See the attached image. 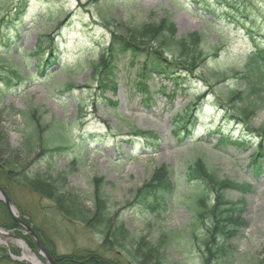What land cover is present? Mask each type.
Segmentation results:
<instances>
[{
	"label": "rangeland",
	"instance_id": "1",
	"mask_svg": "<svg viewBox=\"0 0 264 264\" xmlns=\"http://www.w3.org/2000/svg\"><path fill=\"white\" fill-rule=\"evenodd\" d=\"M16 1L5 0L0 11V18L4 19L0 22V65L16 66L22 75L31 77L19 89H0V130L5 133L9 146L18 148L24 129L19 112L34 109L41 124L52 123L66 134V145H69L52 155L38 151L31 154L28 170L43 172L44 165L50 164L54 173H67V187L79 194L87 210L92 205L94 180L102 178L104 196L115 217L113 222L120 224L132 238L143 239L151 245L161 240L162 262L158 264H253L264 260V173L253 175L250 167L253 146L241 152L218 145L215 126L220 116L209 106L214 97L231 109L236 105L234 101L227 102L228 94L238 91L243 82L240 78H231L232 72L241 71L244 58L256 44L263 45L245 35L240 22L228 15L227 6L240 3L249 11L255 10L254 6L262 9L263 20L258 21L262 20L259 26H264V0H200V3L193 0H28L26 11L23 9L17 16L23 19L15 26L18 33L5 21V13ZM165 17L172 22L175 37L200 35L201 50L209 53L202 73L212 86L207 88L203 81H197L192 90L178 91L172 99L158 93L152 102H147L131 85L139 78L137 69L118 58L115 59L119 68L115 91L97 89L100 68H92V64L99 62L113 36H127L129 30L142 23L155 24ZM39 45L45 52L37 55L34 49ZM49 46L57 55L59 65L50 66L40 75H30L37 72L39 61L48 58ZM168 58L172 59L170 55ZM221 73L230 78L221 80L218 77ZM143 81L142 78L140 82L144 84ZM150 83L148 79L145 81L146 85ZM66 85L74 86L66 88ZM0 87H3L1 82ZM166 87L165 92L171 93V84ZM206 89L210 90L209 97L198 110L199 118L192 134L178 143L172 129L175 113L189 108L190 91ZM77 100L81 101L79 106ZM239 105L251 108L246 118L250 125H264V102L256 97L245 99ZM131 127L147 133L134 136ZM223 127V132L239 128L227 122ZM42 134L48 135L47 130ZM85 136H88L86 141ZM246 140L247 146L254 142ZM197 157L201 160L195 166L197 171L206 167L217 173L220 180L242 185L238 190H225V198L235 208L236 224L229 230L233 229L236 235L227 242L226 256L219 259L206 255L207 247L201 244L206 236L205 224L197 228L193 225L195 214L190 209V196L197 182H191L186 172L189 162ZM162 165L170 172L173 191L166 198L164 211L151 212L144 203L134 200L135 193ZM6 185L22 221L40 234L41 240L43 237L55 263L56 256L95 249L107 257L117 258L121 264H137L135 254L126 249L117 247L107 253L99 248L102 241L99 232L80 222L63 219L36 192L15 182ZM6 222L0 224V230L4 227L10 235L17 224L8 214ZM21 229L26 253L37 255V248L28 243L30 240L35 244L29 232ZM0 239V264H20L4 254L5 245L18 250V244L6 235L0 234ZM131 240L134 244V238ZM39 259L45 264L43 257ZM150 259L145 264L158 262Z\"/></svg>",
	"mask_w": 264,
	"mask_h": 264
},
{
	"label": "trees",
	"instance_id": "2",
	"mask_svg": "<svg viewBox=\"0 0 264 264\" xmlns=\"http://www.w3.org/2000/svg\"><path fill=\"white\" fill-rule=\"evenodd\" d=\"M27 1L17 0L14 7L5 13L6 23L10 24L17 33L18 29L15 26L23 21V19H19L21 17L17 16L23 9L26 11ZM193 1L200 3V0ZM4 2L5 0H0V11L3 10ZM245 6L240 3L229 4L227 6L228 15L230 14L233 20L240 22L241 29L245 31V35L250 40H259L263 45L256 44L244 58L245 63L241 71L232 72L231 78H240L243 82L238 91L228 94L227 102L234 101L233 103L236 105H233L231 109L220 98L214 97L209 102V106L220 116L219 123L215 126V131L218 133V145L222 148L232 147L241 152L253 146L255 149L250 157V167L253 175L258 176L264 173V125L256 127L250 125L246 118L250 116L251 108H241L240 105H237L243 103L245 99H255L256 97L264 102V26H259L263 20L262 9L254 6L255 10L249 11ZM261 18L262 20L258 21ZM1 21H4L2 17ZM126 35L124 37L114 35L103 50L99 62L92 64V68L95 66L100 68L96 86L100 91L105 88L115 91L116 76L119 71L115 59L118 58L127 60L130 67L137 69L136 75L139 78L131 85L141 93V99L145 98L147 102H152L153 96L158 93L167 99H172L178 91L192 90L197 81H203L207 88L212 86L209 78L202 73L209 53L201 50L202 45L200 46L198 43L201 39L199 34L188 35L187 38L175 37L173 24L165 17L155 24L144 22L141 26L135 27L133 31L129 30ZM49 48H47L49 50L48 58L39 61L37 72L30 73V75H40L45 73L50 66L59 65L57 55L51 46ZM34 50L37 55L45 52L40 45ZM169 55L172 59L168 58ZM213 55L216 56V54ZM2 69L6 72L1 71ZM140 77L144 79V84L140 82L142 79ZM218 77L221 80L230 78L225 73L219 74ZM29 78L22 75L16 66L5 68L0 65V82L3 84V87H0L1 90L19 89L28 83ZM147 79L151 81L152 89H150V85L145 84ZM168 84L173 87L169 94L165 92ZM73 86L66 85V88H73ZM190 93H192V101L189 108L184 107L180 113H175L173 117L172 129L178 143H182L192 134L195 121L199 118L198 110L203 101L209 97L207 95L210 90L190 91ZM77 101V106H79L81 101ZM19 114L22 115L24 129L21 131V143L18 148L10 147L5 139V133L0 130V186L8 192L6 184L15 182L31 189L34 193L36 192L40 198L47 199L51 207L63 219L80 222L88 229L91 228L99 232L102 236L99 248L107 253L118 247L126 249L130 254H135L134 259H137V264H145V261L151 260L150 257L157 259L158 262L154 264L162 262L161 240L155 245H151L143 239L139 240L133 237L135 240L133 244L131 242L133 238L120 224L113 222L114 216L111 215L104 196L102 178L94 180V189L90 196L92 205L91 209L87 210L84 208L79 194L67 187V173L60 171L54 173L50 164L44 165L43 172L32 173L28 170L27 164L31 154L38 151L42 155H52L56 151L65 150L69 145H66V134L59 132L54 124H41L36 110L20 111ZM224 122L231 125L235 123L236 126H239L238 131L228 129L227 132H223ZM43 127L44 130H47L48 135L42 134ZM130 132L134 136H142L147 133L138 131L134 127H131ZM87 138L88 136L83 137L85 141ZM246 139L254 140L251 146H247ZM75 145H79V143H75ZM199 161L201 160L197 157L189 162L186 172L191 182H197L190 196V209L195 214L193 225L197 228L205 224L206 236L201 240V244L207 247L206 255L212 254L213 257L219 259V257L226 256L227 242L232 235H236L233 229L229 230L236 224L234 221L235 208L233 203L225 198V190H238L242 188V185H236L228 180H220L217 173L206 167L202 168L200 172L197 171L195 166L200 164ZM169 173L164 165L156 169L151 178L137 189L134 200L141 204L144 203L151 212L164 211L167 207L166 198L173 191ZM243 187L247 189L246 185ZM4 213L1 212L0 215L1 225L7 223V214ZM204 219L207 220V223L203 222ZM35 231L39 234V231ZM42 242L46 247L43 237ZM28 243H31L32 248L36 247V244L30 240ZM55 259L60 264H121L117 258L107 257L95 249L72 251L70 254L56 256ZM253 264H264V260H257Z\"/></svg>",
	"mask_w": 264,
	"mask_h": 264
},
{
	"label": "water",
	"instance_id": "3",
	"mask_svg": "<svg viewBox=\"0 0 264 264\" xmlns=\"http://www.w3.org/2000/svg\"><path fill=\"white\" fill-rule=\"evenodd\" d=\"M0 198H1V200L5 201L6 209H7V211L9 212L10 216L12 217V219H13L14 221L18 222L22 228H24L25 230H27V231H29V232L31 233V235H32V237H33V239H34V241H35L36 244H37V248H38V249H37V255L43 257V259L45 260V264H57V263H55V261L52 259V256L50 255V253L47 252V250H46V248L44 247L43 242H41L39 236L36 235L34 232H32L30 226H28L26 223L24 224L23 221H21L20 219H18V215L16 214V211L13 210V207H12L11 202L8 200V197H7L6 193H5V191L2 190L1 188H0ZM0 234H1V235H7V236H9V237H12V236L9 235L8 233H6L5 230H4L3 232L0 231ZM0 242H1V240H0ZM23 245H24V244H23ZM25 247H26V246H25ZM22 249H24V247H23ZM26 249H27V248H26ZM24 250H25V249H24ZM27 250H28V249H27ZM7 251H8V249H7ZM37 255H36V254H35V256L33 255L34 258L36 259V263H35V264H43V263L40 262L39 256H37ZM10 256H11L12 259H14L16 262L19 261V262H23L24 264H33V263L30 262V261H26L25 258H24V256H23V254H22L20 257H18V256L14 257V256H12L11 254H10Z\"/></svg>",
	"mask_w": 264,
	"mask_h": 264
},
{
	"label": "flooded vegetation",
	"instance_id": "4",
	"mask_svg": "<svg viewBox=\"0 0 264 264\" xmlns=\"http://www.w3.org/2000/svg\"><path fill=\"white\" fill-rule=\"evenodd\" d=\"M5 209H6L5 202L2 201L1 198H0V212H5ZM3 229H4V227H3ZM10 233H11L12 237L9 238V239L12 242L17 243L19 249L18 250H15L14 248L11 249L8 245H5V253L4 254L8 258H11L10 254L13 255V256H21L22 255L21 254L22 253L21 252L22 248H21V243L20 242H22V240H23V232H22L21 228L17 225V226H15V229L14 228L11 229ZM7 249H8V251H7Z\"/></svg>",
	"mask_w": 264,
	"mask_h": 264
},
{
	"label": "bare ground",
	"instance_id": "5",
	"mask_svg": "<svg viewBox=\"0 0 264 264\" xmlns=\"http://www.w3.org/2000/svg\"><path fill=\"white\" fill-rule=\"evenodd\" d=\"M23 244H24V243H22L21 245H22V248L24 247L25 250L23 249L22 254H23L25 260H26V261H30V262H32L33 264H35V263H36V259L34 258V256H31V254L26 253V252H27V249H26L25 245H23Z\"/></svg>",
	"mask_w": 264,
	"mask_h": 264
}]
</instances>
